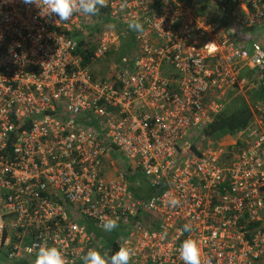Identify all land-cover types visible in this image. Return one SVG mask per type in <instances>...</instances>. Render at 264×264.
I'll return each instance as SVG.
<instances>
[{"label": "built area", "instance_id": "obj_1", "mask_svg": "<svg viewBox=\"0 0 264 264\" xmlns=\"http://www.w3.org/2000/svg\"><path fill=\"white\" fill-rule=\"evenodd\" d=\"M196 1L104 0L61 22L0 0V264L41 245L65 264L114 247L129 264H183L189 236L200 264H264V108L233 145L203 136L229 90L264 74L251 35L264 0ZM127 40L108 78L89 70Z\"/></svg>", "mask_w": 264, "mask_h": 264}, {"label": "clouds", "instance_id": "obj_2", "mask_svg": "<svg viewBox=\"0 0 264 264\" xmlns=\"http://www.w3.org/2000/svg\"><path fill=\"white\" fill-rule=\"evenodd\" d=\"M26 5H35L40 10L42 17L57 16L59 21L66 22L76 13L95 16L99 9L104 7V0H23ZM129 29L137 33L144 31L140 22L129 24ZM176 204L177 201H171ZM104 231L111 233L118 228L117 221L105 219L102 225ZM183 232H191V225L185 224ZM179 257L183 264H200V249L198 243L189 238L182 241L179 246ZM131 250L120 247L118 251L110 257L101 255L98 251L90 249L83 257L84 264H129ZM34 264H65L61 251L55 246L41 245L37 251Z\"/></svg>", "mask_w": 264, "mask_h": 264}, {"label": "trees", "instance_id": "obj_3", "mask_svg": "<svg viewBox=\"0 0 264 264\" xmlns=\"http://www.w3.org/2000/svg\"><path fill=\"white\" fill-rule=\"evenodd\" d=\"M130 41L127 40L123 43L122 50L124 54L127 51V46L130 45ZM88 65V62H86ZM85 64V65H86ZM252 74L248 73V81L252 82ZM260 105L264 108V74L262 75L257 88L253 89L248 97L238 93L237 89H232L229 91L224 110L213 118L211 124L203 131V136L209 140L213 145L218 144L226 137H233L238 132L246 130L253 122L254 115L252 113L251 107L254 105ZM264 122V114L262 116ZM203 148L206 147V143H203ZM137 197V194H136ZM148 197L145 194V198ZM96 238H102L103 236L98 232L94 233ZM104 238V237H103ZM106 241L112 240L111 237L105 235ZM118 251L114 247L113 254ZM35 262V261H34ZM26 260L21 261H8V264H34Z\"/></svg>", "mask_w": 264, "mask_h": 264}, {"label": "rangeland", "instance_id": "obj_4", "mask_svg": "<svg viewBox=\"0 0 264 264\" xmlns=\"http://www.w3.org/2000/svg\"><path fill=\"white\" fill-rule=\"evenodd\" d=\"M251 35L253 36L254 41L258 42L257 43L258 45L260 46L264 45V32L262 33L261 31H256V32L251 33ZM123 46L124 45L122 43V47L119 48L118 52L110 53L104 56L103 58H101L100 60H97L91 65H89V70L92 73L96 74L100 80L108 78L111 75V72L113 71V69L118 68L120 65V60L122 56H124V54L122 53V50H124L125 48ZM131 47H132V44H130L129 48ZM130 51L131 50L127 51V53H129ZM249 52H251V48H249ZM251 91L252 90L245 89V88L243 90L246 97H248ZM113 240L114 239L109 241L110 244L113 242ZM104 242H107V244L109 243L108 241H106V239L104 240ZM79 264H84V262H81Z\"/></svg>", "mask_w": 264, "mask_h": 264}, {"label": "crops", "instance_id": "obj_5", "mask_svg": "<svg viewBox=\"0 0 264 264\" xmlns=\"http://www.w3.org/2000/svg\"><path fill=\"white\" fill-rule=\"evenodd\" d=\"M257 31H261L262 33L264 32V26L260 29V30H257ZM131 43V42H130ZM258 43V42H257ZM130 46V45H129ZM129 46H127V51H129L130 50V48H129ZM263 49H264V45L263 46H261ZM127 51L124 53V55L125 54H127ZM241 78H248V71L247 70H244L242 73H241V76H240ZM248 89V88H247ZM244 90V89H243ZM230 91V90H229ZM241 92V93H240ZM229 93V92H228ZM228 93H227V95H228ZM238 93L239 94H241V95H244L245 96V94H244V92L243 91H238ZM227 95H226V98H227ZM246 97V96H245ZM236 138L235 137H226V138H224L221 142H219V144H221V145H225V146H229V145H233V144H235V142H236Z\"/></svg>", "mask_w": 264, "mask_h": 264}, {"label": "water", "instance_id": "obj_6", "mask_svg": "<svg viewBox=\"0 0 264 264\" xmlns=\"http://www.w3.org/2000/svg\"><path fill=\"white\" fill-rule=\"evenodd\" d=\"M202 2V0H197L196 4L199 5Z\"/></svg>", "mask_w": 264, "mask_h": 264}]
</instances>
